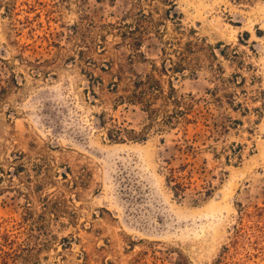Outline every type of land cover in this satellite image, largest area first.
Returning a JSON list of instances; mask_svg holds the SVG:
<instances>
[{
  "label": "rangeland",
  "instance_id": "374dc122",
  "mask_svg": "<svg viewBox=\"0 0 264 264\" xmlns=\"http://www.w3.org/2000/svg\"><path fill=\"white\" fill-rule=\"evenodd\" d=\"M177 4L186 34L171 22L169 33L199 48L184 73L157 76L165 89L171 80L179 94L210 89L223 100L191 129L195 156L179 150L176 129L146 130L148 113L120 102L129 76L160 66L161 40L146 38L144 58L111 34L100 52L72 32L90 19L115 22L130 0H0V223L16 246L29 244L26 264H177L182 255L214 264L232 241L239 203L264 206V0ZM119 126L145 136L124 132L114 143L108 133ZM233 143L241 150L232 165L209 148ZM187 161L199 189L214 184L213 197L173 195L169 169Z\"/></svg>",
  "mask_w": 264,
  "mask_h": 264
},
{
  "label": "trees",
  "instance_id": "16d2710c",
  "mask_svg": "<svg viewBox=\"0 0 264 264\" xmlns=\"http://www.w3.org/2000/svg\"><path fill=\"white\" fill-rule=\"evenodd\" d=\"M97 1L113 3L115 0ZM130 2L131 7L115 22L98 25L90 19L87 26L79 24L71 26L72 32L82 34L86 44H88V36L91 42L97 41L100 52L107 49L108 34H111L119 38V41L115 43L116 46L123 45L143 57L142 47L150 34H154L161 40L163 59L160 66L154 65V72L151 73L134 72L132 76H129L130 87L125 95L120 96V102L128 105H140L148 113L149 122L145 126L146 130L149 127L158 131L176 129V134H180L177 140L179 150L195 156L201 152V147L196 144L199 140L197 133L192 134L191 129H196L202 118L206 119L204 116L211 113L210 104L222 106L223 100L216 90L210 89L207 91L208 97L202 98L196 97L192 93L179 94L171 80H169L168 88L165 89L161 79L157 76L184 73L189 67L191 54L195 52L196 48H199L193 39L182 43L180 36L169 33L168 22H171L177 33L186 34L181 22V12L177 9V0H130ZM192 31L194 30L191 29L188 33H192ZM123 79V75H118V80L123 81ZM202 102L203 108L196 110V106L201 105ZM102 120L105 122V116ZM204 124L208 125L206 122ZM216 127L219 128L218 125ZM220 127V131L228 132L229 130V125L226 126L225 122ZM124 132L132 133L129 135L131 136L129 139L134 141L145 136V132L137 133L134 129L119 126L115 131H109L108 138L114 143L125 142L126 138L122 137ZM211 132L214 131L211 130ZM203 144H206V140L203 141ZM209 148L217 156L221 153L224 154L229 165H232L234 158L240 157L241 146L239 144L223 145L219 152L217 146L213 144ZM194 170L192 162H183L178 167L169 169L166 180L175 197L185 198L189 191H194L197 196L194 201L198 203L213 197L215 186L212 182H208V184H201L199 189ZM224 174H228V171L221 172V176ZM239 206V221L238 225L234 227L232 241L230 244L223 245L220 256L214 264L256 263V259L264 255V246L261 244L264 240V226L261 225L260 219L264 218V206H255L253 209L242 203H239ZM16 245V241L11 239L9 233L2 231L0 223V264H10L11 262L26 264V261H23L25 260L23 251L29 244L27 246ZM238 254L241 256L235 259ZM182 256L183 258H180L177 264H189L188 259L184 255ZM19 258L21 261H18Z\"/></svg>",
  "mask_w": 264,
  "mask_h": 264
}]
</instances>
